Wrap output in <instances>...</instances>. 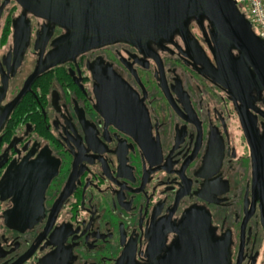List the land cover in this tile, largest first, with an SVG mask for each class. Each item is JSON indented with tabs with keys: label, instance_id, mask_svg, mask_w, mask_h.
I'll return each instance as SVG.
<instances>
[{
	"label": "flooded vegetation",
	"instance_id": "af4514ba",
	"mask_svg": "<svg viewBox=\"0 0 264 264\" xmlns=\"http://www.w3.org/2000/svg\"><path fill=\"white\" fill-rule=\"evenodd\" d=\"M87 2L0 0V105L19 97L0 129V264H150L180 248L188 210L228 240V264H264L246 104L208 74L207 19L206 36L187 21L202 51L178 31L73 49ZM250 95L262 136L264 92Z\"/></svg>",
	"mask_w": 264,
	"mask_h": 264
},
{
	"label": "water",
	"instance_id": "95a60500",
	"mask_svg": "<svg viewBox=\"0 0 264 264\" xmlns=\"http://www.w3.org/2000/svg\"><path fill=\"white\" fill-rule=\"evenodd\" d=\"M86 5L83 11L86 18L74 20L73 30L65 38L77 50L111 38L143 45L159 38L167 39L175 31L182 33L186 44L195 43L199 48L196 41L186 39L187 21L195 19L206 36L203 19H207L211 37L206 36V42L216 64L208 74L222 78L230 93L246 104L237 109V114L250 150L252 200L253 203L259 200L264 225V122L261 123L263 135L259 136L255 129L257 118L251 112L255 110L254 97H248L252 91L264 92V39L254 33L235 1L89 0ZM14 40L23 44L19 34L14 35ZM77 50L58 49L49 57L57 61L69 51ZM232 50L237 51L236 56ZM4 92L5 84L0 88V103ZM18 98L4 107L0 105V129ZM11 177L12 173L7 172L2 184ZM42 190L37 193L38 198ZM208 227L207 215L199 216L195 210H188L180 232V248L169 250L164 258L150 264H228V240L213 239Z\"/></svg>",
	"mask_w": 264,
	"mask_h": 264
},
{
	"label": "built area",
	"instance_id": "2783aa9c",
	"mask_svg": "<svg viewBox=\"0 0 264 264\" xmlns=\"http://www.w3.org/2000/svg\"><path fill=\"white\" fill-rule=\"evenodd\" d=\"M252 25L256 35L264 39V0H234Z\"/></svg>",
	"mask_w": 264,
	"mask_h": 264
},
{
	"label": "rangeland",
	"instance_id": "374dc122",
	"mask_svg": "<svg viewBox=\"0 0 264 264\" xmlns=\"http://www.w3.org/2000/svg\"><path fill=\"white\" fill-rule=\"evenodd\" d=\"M234 128V127H233ZM239 150H241L240 148H238Z\"/></svg>",
	"mask_w": 264,
	"mask_h": 264
}]
</instances>
